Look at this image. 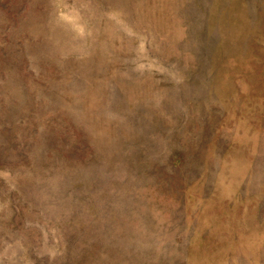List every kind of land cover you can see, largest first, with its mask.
<instances>
[{"label": "rangeland", "instance_id": "374dc122", "mask_svg": "<svg viewBox=\"0 0 264 264\" xmlns=\"http://www.w3.org/2000/svg\"><path fill=\"white\" fill-rule=\"evenodd\" d=\"M0 264H264V0H0Z\"/></svg>", "mask_w": 264, "mask_h": 264}]
</instances>
